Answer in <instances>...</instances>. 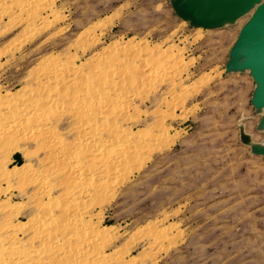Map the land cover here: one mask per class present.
Masks as SVG:
<instances>
[{"label":"rangeland","instance_id":"obj_1","mask_svg":"<svg viewBox=\"0 0 264 264\" xmlns=\"http://www.w3.org/2000/svg\"><path fill=\"white\" fill-rule=\"evenodd\" d=\"M39 1L37 9L26 0H0V116L4 105L25 98L29 112L43 118H24L15 132L0 129V249L10 242L38 249L40 257L21 264H77L70 260L77 241L67 240L73 229L54 227L59 238L49 247L40 225L71 218L67 199L96 174L89 161L79 162L92 155L79 131H99L105 121L128 130L144 148L136 157L131 149L130 161L124 152L118 167L111 160V177L80 191L73 208L84 210L91 229L80 237L91 246H77L105 259L78 264H264V155L253 149L264 145L258 127L264 110L251 102L250 72L226 71L250 14L204 29L179 17L173 0ZM101 59L116 62L108 68L111 82L99 76L108 73L97 67ZM55 60L71 62L78 73L61 82L48 72ZM102 82L122 105L97 108L101 89H108ZM89 87L96 90L92 99ZM93 114L95 121L81 126ZM99 132L106 146L122 145L115 131ZM17 152L22 165L13 160ZM9 248L2 253L10 258L0 256L13 264Z\"/></svg>","mask_w":264,"mask_h":264},{"label":"bare ground","instance_id":"obj_2","mask_svg":"<svg viewBox=\"0 0 264 264\" xmlns=\"http://www.w3.org/2000/svg\"><path fill=\"white\" fill-rule=\"evenodd\" d=\"M18 1V0H17ZM39 0H26V3H24L25 2V0H24V4L26 5V7H33V6H35L36 8L40 5V1L38 2ZM42 1V0H41ZM47 1V0H46ZM49 1V0H48ZM51 2V1H50ZM55 2V1H54ZM5 3V2H4ZM35 3H36V5H35ZM42 3H43V1H42ZM23 4V5H24ZM42 5V4H41ZM45 5V4H44ZM54 6V5H53ZM50 7V6H49ZM34 8V7H33ZM35 8V9H36ZM40 8V7H39ZM45 8V7H44ZM46 8H47V5H46ZM38 9V8H37ZM36 9V10H37ZM48 9V8H47ZM11 11V10H10ZM29 11V10H28ZM42 11V10H41ZM25 12V11H24ZM36 12V11H35ZM39 12V11H38ZM37 12V13H38ZM44 12V11H43ZM42 12V13H43ZM5 14V13H4ZM35 14V13H34ZM36 17L37 16H39V15H35ZM46 19V18H45ZM37 20H39V19H37ZM36 21V20H35ZM36 23V22H35ZM34 25V24H33ZM36 26V25H35ZM52 26V25H51ZM17 28V27H16ZM28 29V28H27ZM32 31V30H31ZM32 32H34V31H32ZM34 34V33H33ZM36 35V34H35ZM26 45V44H25ZM83 49V48H82ZM71 50V49H70ZM16 51V50H15ZM126 51V50H125ZM70 57V56H69ZM53 59V58H52ZM76 59V58H75ZM108 59H110V58H108ZM111 59H112V57H111ZM57 60V59H56ZM55 60V62L53 63V64H51V65H49V70H48V72L50 73V74H52V76H55L56 77V79H58V80H61V82H63L62 80L65 78V77H68L69 75H71L70 76V78L72 77V67H71V62H70V64H68V62H67V64H62L63 66H60L59 64H57L58 62ZM172 60V59H171ZM54 61V60H53ZM73 61V60H72ZM98 62V61H97ZM96 62V63H97ZM115 63V64H114ZM61 64V63H60ZM112 64H114V65H116V62H114V60L113 61H111V60H107V59H101L100 60V62L98 63V65H97V67L98 68H105L107 71H108V73H106V74H104V75H99V76H105L106 77V81H108V82H111L112 80H111V76L113 75V73H112V69H111V71L108 69L109 68V66L111 67L112 66ZM40 66V65H39ZM118 67V66H117ZM163 68V67H162ZM159 69V68H158ZM111 72V73H110ZM78 72H76L75 74H77ZM75 74H73V75H75ZM176 75V74H175ZM52 76H50V77H52ZM98 78H100V80L102 81V79L103 78H101V77H99L98 75H96ZM55 77H53V78H55ZM75 77V76H74ZM172 77H173V75H172ZM73 78V77H72ZM112 78H113V76H112ZM156 78H158V77H156ZM180 78V77H179ZM47 79V78H46ZM55 79V80H56ZM67 79V78H66ZM76 79V78H75ZM74 79V80H75ZM107 79H109V80H107ZM171 79V78H170ZM58 80H56V81H58ZM65 80V79H64ZM68 80H72V79H68ZM67 80V81H68ZM77 80V79H76ZM69 81V82H70ZM173 83V82H172ZM67 84V83H66ZM101 84H103L102 86H104V87H106V88H108L107 90H106V88H104L106 91H102L103 89H101V92H103L102 94H100L101 95V98H102V101L99 103V101L98 102H96V104L94 103V105H97V103H99V106H97V108H99V109H101V108H103L104 109V107L107 109L108 107L110 108V106H113V107H115L117 104H120V105H122V103H121V99H120V96H119V94L118 93H114L113 92V90H112V88H111V86L109 85V84H106V83H104V82H102ZM64 85V84H63ZM42 87V86H41ZM26 89V88H25ZM53 89V88H52ZM95 88L93 87V88H90L89 87V89H87L89 92H88V94L90 95V97H91V99H92V95H95L96 94V92L95 93H93V91H96V90H94ZM30 90V89H29ZM100 90V89H99ZM25 91V90H24ZM23 92V91H22ZM44 92V91H43ZM45 93V92H44ZM48 93V92H47ZM93 93V94H92ZM29 95H31V94H29ZM29 95H28V97H29ZM43 95V94H42ZM103 95V96H102ZM77 96V95H76ZM87 96V95H86ZM85 96V97H86ZM49 97V96H48ZM47 97V98H48ZM81 97V96H80ZM94 97V96H93ZM87 98V97H86ZM96 98V97H95ZM95 98H93V99H95ZM100 98V99H101ZM37 99V98H36ZM74 99V101H73V103H75V102H77L79 99L76 97V98H73ZM52 100V99H51ZM83 101V100H82ZM81 101V102H82ZM2 102V101H1ZM39 102V101H38ZM42 102V101H41ZM53 102V101H52ZM80 102V100L78 101V103ZM28 103V100H26L25 98L24 99H18L16 102H12V103H8L6 106L4 105L3 107H4V110H5V117L2 115V116H0V129H1V131H6V132H15L16 130H18L19 128H21V124H22V121L24 120V118L26 119V121L28 120V118L29 117H31V118H33V116L35 117V116H37L38 118H40L41 120H43V118H41V114L40 113H38V112H35V111H33L32 113H31V111L29 112V110L26 108V106L29 104H27ZM77 103V104H78ZM87 103V102H86ZM93 103V102H92ZM5 104H6V102H5ZM37 104V103H36ZM76 104V103H75ZM85 104V103H84ZM91 104V103H90ZM80 105V104H79ZM115 105V106H114ZM30 106V105H29ZM82 106V105H81ZM86 106V105H85ZM28 107V106H27ZM34 107V106H33ZM37 107V106H36ZM74 107V106H73ZM87 107H89V110H95V113L98 111V110H96V109H94L93 108V106H87ZM94 107H96V106H94ZM30 108V107H29ZM112 108V107H111ZM3 109V108H2ZM39 109V108H38ZM38 109H37V111H38ZM49 110L51 109V108H48ZM47 109V110H48ZM76 109V108H75ZM114 109V108H113ZM35 110V109H34ZM49 110L47 111L48 112V115H46L47 114V112H42L43 113V115L45 114V116L47 117H50L49 116ZM88 110V109H87ZM100 111V110H99ZM111 111V110H110ZM120 112H121V110H120ZM50 113H51V111H50ZM92 113H94V111L92 112ZM94 113V114H95ZM38 114V115H37ZM94 114H93V116H94ZM98 114V113H97ZM39 115H40V117H39ZM98 116V115H97ZM47 117V118H48ZM84 117V116H83ZM89 117V116H88ZM98 117H100V116H98ZM88 119V118H87ZM87 119L86 120H84V121H80V124H81V126L83 125V122L87 125V127H88V124H91V123H93V120L95 121V116L94 117H91L88 121H87ZM99 119V118H98ZM97 119V120H98ZM33 120V119H32ZM25 121V120H24ZM45 121H46V119H45ZM21 122V124H19ZM47 122V121H46ZM78 122V121H77ZM95 123V122H94ZM97 123V122H96ZM98 124V123H97ZM19 125H21L20 127H19ZM26 125V124H25ZM84 126V125H83ZM92 126V125H91ZM28 127V126H27ZM99 127V126H98ZM81 130V129H80ZM115 131V133H116V136H117V138H118V140L120 139V140H122V142L124 143V145H123V143H122V145H118V146H106V144H104L103 142H101V132H99V131ZM99 131H93V130H91V131H88V132H84V131H79V136L81 137V140H82V142L83 143H87L86 145H87V148H88V150L89 151H92V152H90V154L92 153V155H89L88 156V154H87V156L88 157H82V160L81 161H79V159H78V161L80 162V163H82L83 161L84 162H90L91 164H92V166L91 167H93L94 168V173H96V174H93V175H96V176H93L92 175V177L90 178V181L87 179V181L88 182H90L89 184H87V182H86V179H85V182H84V180H81V182L79 183L78 181V187H80V189L83 191L84 189L85 190H89L92 186H94V184L96 185V182L98 181V180H107V179H109V177H111L110 176V172H108V170H107V168H108V166L110 165V161L111 160H114V163L116 164V166H117V164L118 163H120L121 164V162H123L124 163V161L126 160V158H125V154H124V152H128V157H127V159L130 157L131 158V156H129V152L131 151V149L133 150L134 149V151H132L133 153H134V156L136 157V155H140L139 153H141L142 151H141V148L144 146L143 144V146L139 143V142H141V141H139L138 143L137 142H135L134 141V136L128 131V130H121L120 128H116V124L115 125H113V124H110V122L108 123V122H101V124H100V130ZM97 132V133H96ZM7 136V135H6ZM11 136V135H10ZM110 136H114V132H113V135H110ZM5 137V136H4ZM8 137V136H7ZM78 137V136H77ZM79 138V137H78ZM77 138V139H78ZM7 139V138H6ZM10 139V138H9ZM81 140H80V143H81ZM79 142V141H78ZM113 143V142H112ZM115 144V143H114ZM83 145V144H82ZM80 146V145H79ZM84 146V145H83ZM80 148V147H79ZM144 148V147H143ZM143 148H142V150H143ZM141 151V152H140ZM131 152V153H132ZM95 153H97L96 155H95ZM105 155L103 158H102V156H100V155ZM133 156V157H134ZM132 157V158H133ZM138 157V156H137ZM103 160H102V159ZM130 158H129V160L128 161H130ZM87 161H86V160ZM137 159V158H136ZM64 162V161H63ZM126 162V161H125ZM85 164V163H84ZM89 164V163H88ZM87 163H86V165H88ZM113 164V163H112ZM126 164V163H125ZM63 165V164H62ZM67 165V164H66ZM64 166V165H63ZM70 166V165H69ZM90 166V165H89ZM122 166V165H121ZM121 166H120V168H121ZM125 166V165H124ZM124 166H122V167H124ZM67 167V166H66ZM82 167V166H81ZM118 167V166H117ZM117 169V168H116ZM60 171V170H59ZM76 174V173H75ZM114 174V173H113ZM81 175V174H80ZM79 175V176H80ZM82 176V175H81ZM78 177V176H77ZM85 177V175L83 174V178ZM86 177H88V176H86ZM85 177V178H86ZM113 178V177H112ZM118 178V177H117ZM78 179V178H77ZM80 179H82L81 177H80ZM79 180V179H78ZM83 182V183H82ZM107 182V181H106ZM40 183V182H39ZM85 183V184H84ZM112 183V182H111ZM43 184V183H42ZM101 184H103L102 182H101ZM113 184H114V182H113ZM82 185V186H81ZM107 185V184H106ZM115 185V184H114ZM76 186V185H75ZM110 186V185H109ZM45 187V186H44ZM48 187V186H47ZM47 187H45L46 189H44L45 191H43V192H46V190H47ZM115 188V187H114ZM77 189V188H76ZM80 189H78V190H80ZM80 190V191H81ZM50 191V190H49ZM77 192L76 191V193H74V197L73 196H71L72 198L71 199H67V201H68V203L70 204V207H69V204L67 205L68 207H69V209L71 210L72 209V214H73V217H72V214H70L71 215V218L68 220H60L59 218H57V219H51V221L50 222H48L47 223V221L46 222H44V219H43V222L41 223V225L40 226H42V230L40 231L41 232V234H42V241L43 242H45L46 244L47 243H49V242H53V241H55V242H57L56 241V239H58L59 237H57L58 235L55 233V231H53L54 230V227H55V229H56V226H59L60 224L62 225V223H63V225H65V223L67 224V226L69 227H71L70 229H73V230H75V231H73L72 230V233L70 234L71 236L70 237H68L69 239H67V237L66 238H64V239H62V241H63V243H66L67 242V240L68 241H70V242H72V241H77V244H75V246H73V247H75V248H73V256L71 257V259L70 260H72L74 263L76 262L77 264L79 263V262H83V261H85V260H87V259H91L92 257H93V261H95V262H97V261H100V262H102L105 258H103L102 257V255L100 254V253H98V254H95L94 252H92V253H94V254H90V252L88 253V252H86V250L84 251L83 249H85V248H83V246H82V248H80V247H78L77 245H78V242H80V241H82V245H88V242L85 240V239H82L81 237L83 236H81L80 237V235L82 234V233H84V232H86L85 231V228H87L88 227V224L90 225V223H87V221H86V219L83 217V212H84V210L82 211V210H80V209H76V208H73V207H75L74 205H76V203H78V201H79V203L82 201V197L80 198V193L82 192ZM109 191H110V189H109ZM106 192V191H105ZM82 194V193H81ZM84 194L85 193H83V195L82 196H84ZM36 195V194H35ZM35 197V196H34ZM85 197V196H84ZM87 197H89V194L88 195H86V198ZM90 197H92L91 195H90ZM89 197V198H90ZM104 197V196H103ZM108 197V196H107ZM56 198V197H55ZM54 198V199H55ZM60 199V198H59ZM88 199V198H87ZM37 200V199H36ZM53 200V199H52ZM54 201V200H53ZM52 201V202H53ZM56 201H57V199H56ZM61 201V200H60ZM90 202V201H89ZM44 203V202H43ZM5 204V203H4ZM55 204V206H56V203H54ZM54 204H52V205H54ZM67 204V203H66ZM89 204V203H88ZM40 205V204H39ZM48 205V204H47ZM49 206V205H48ZM42 207V206H41ZM52 207V206H51ZM54 207V206H53ZM76 207H77V205H76ZM38 209V208H37ZM41 209V208H40ZM44 209V208H43ZM43 209H41V210H43ZM75 209V210H74ZM46 210V209H45ZM53 210V209H52ZM67 211H69V210H67ZM70 212V211H69ZM45 214V213H44ZM49 214V213H48ZM67 214H68V212H67ZM65 216V215H64ZM50 218V217H49ZM48 218V219H49ZM49 221V220H48ZM38 222H39V220H38ZM35 224V223H34ZM39 224V223H38ZM45 225V226H44ZM10 226V225H9ZM60 227V226H59ZM13 229H14V227H12ZM17 228V227H16ZM40 228V227H39ZM13 229H12V231H13ZM88 229H91V227L89 226L88 227ZM94 229V228H93ZM146 229V228H145ZM33 230H34V228H33ZM39 230V229H38ZM8 231H9V228H8ZM34 231H36V228H35V230ZM107 231H109V229H107ZM36 234V233H35ZM9 236H11L10 234H8ZM39 235V234H38ZM60 235V234H59ZM68 235V234H67ZM88 235V234H87ZM61 236V235H60ZM106 237V236H105ZM3 238H5V236L3 237ZM7 238V237H6ZM9 238V237H8ZM7 238V239H8ZM102 238H104V236H102ZM10 239H11V237H10ZM38 239V238H37ZM40 239V238H39ZM67 239V240H66ZM12 240V239H11ZM10 240V241H11ZM89 240V239H88ZM91 240V239H90ZM100 240H102V241H105L106 243H108L109 241H108V239H101V236H100ZM7 242H9L8 240H6ZM34 241V240H33ZM41 241V240H40ZM92 241V240H91ZM90 241V242H91ZM93 241H94V239H93ZM96 241V240H95ZM108 241V242H107ZM35 242V241H34ZM60 242V241H59ZM3 243H6V242H3V240H2V244L1 245H4ZM11 243H12V245L14 246V243L13 242H10V248H11V251L9 252V254H12L13 256H11V258H14L15 259V261L13 262V264L16 262V264H21L22 263V261L21 260H23V262H25L26 260H30V262L31 261H33L32 259L35 257L36 258V256H37V253H38V255H39V251H38V249L37 250H35V248H34V250L35 251H33L32 249L30 250V249H28V246H27V249L25 248V249H21L22 247H21V245H20V247H16V246H18L16 243V246L15 247H11ZM29 243V242H28ZM73 243V242H72ZM100 242H97V244H99ZM103 243V242H102ZM101 243V244H102ZM59 244V243H58ZM68 243H66V245H67ZM90 244H92V243H90ZM109 244V243H108ZM6 245V244H5ZM44 245V244H43ZM70 245V243L68 244V246ZM72 245V244H71ZM70 245V246H71ZM100 245V244H99ZM47 246H49L48 244H47ZM68 246H66V247H68ZM88 246H91V245H88ZM1 247V246H0ZM8 247V246H7ZM50 247V246H49ZM49 247H48V249H49ZM96 247V246H95ZM6 248V247H5ZM4 248V249H5ZM9 248V247H8ZM7 248V249H8ZM10 248H9V250H10ZM30 248H32V246L30 245ZM45 248H47L46 246H45ZM44 248V249H45ZM53 248V247H52ZM1 249H2V247H1ZM0 249V250H1ZM1 250V252H0V255L2 254H4V253H2L3 251H5V250H7V249H5V250ZM75 249V250H74ZM40 250V249H39ZM41 251H42V247H41ZM48 251V250H47ZM98 251V250H97ZM6 252V251H5ZM62 252V251H61ZM6 253H8V251L6 252ZM41 253V252H40ZM44 253V252H43ZM50 253V252H49ZM71 254V253H70ZM69 254V255H70ZM116 254V253H115ZM7 254H5V256H6ZM114 255V254H113ZM4 256V255H3ZM5 256L3 257V258H5ZM8 257H9V255H7ZM41 255H39V256H37V257H40ZM124 256V255H123ZM68 257V256H67ZM109 257V256H108ZM151 257V256H150ZM10 258V257H9ZM44 258V257H43ZM115 258H118V257H115ZM42 259V258H41ZM55 259V258H54ZM108 259V258H107ZM122 259V258H121ZM11 260V259H10ZM35 260V259H34ZM38 260V259H37ZM97 260V261H96ZM110 260V259H109ZM111 260H113V259H111ZM110 260V261H111ZM115 260V259H114ZM114 260H113V262H114ZM118 260V259H117ZM40 261V260H39ZM62 261V260H61ZM71 261V262H72ZM42 262V261H41ZM66 262V261H65ZM87 262V261H86ZM112 262V261H111ZM116 262V261H115ZM85 263V262H84ZM0 264H8V262H6V260L5 259H1V256H0ZM30 264V263H29ZM68 264H70V262L68 261ZM97 264H100V263H97Z\"/></svg>","mask_w":264,"mask_h":264},{"label":"water","instance_id":"obj_3","mask_svg":"<svg viewBox=\"0 0 264 264\" xmlns=\"http://www.w3.org/2000/svg\"><path fill=\"white\" fill-rule=\"evenodd\" d=\"M172 6L179 17L204 29L221 28L250 14L231 48L226 71L250 72L256 83L251 102L264 110V0H173ZM258 127L264 129V114ZM253 149L264 155V145Z\"/></svg>","mask_w":264,"mask_h":264},{"label":"trees","instance_id":"obj_4","mask_svg":"<svg viewBox=\"0 0 264 264\" xmlns=\"http://www.w3.org/2000/svg\"><path fill=\"white\" fill-rule=\"evenodd\" d=\"M15 157L18 158L17 164L22 165L23 161H24L22 158V154L20 152H17V153H15Z\"/></svg>","mask_w":264,"mask_h":264},{"label":"crops","instance_id":"obj_5","mask_svg":"<svg viewBox=\"0 0 264 264\" xmlns=\"http://www.w3.org/2000/svg\"><path fill=\"white\" fill-rule=\"evenodd\" d=\"M21 154H22V153H21ZM22 158H23V160H24V156H23V154H22ZM13 160H14V162H16V163L18 162V158L15 157V154L13 155Z\"/></svg>","mask_w":264,"mask_h":264}]
</instances>
